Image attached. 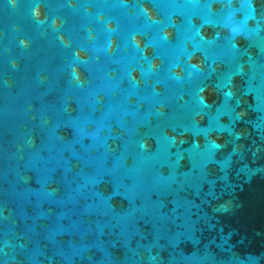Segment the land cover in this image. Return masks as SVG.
<instances>
[{
	"label": "water",
	"instance_id": "95a60500",
	"mask_svg": "<svg viewBox=\"0 0 264 264\" xmlns=\"http://www.w3.org/2000/svg\"><path fill=\"white\" fill-rule=\"evenodd\" d=\"M0 264H264V0H0Z\"/></svg>",
	"mask_w": 264,
	"mask_h": 264
}]
</instances>
